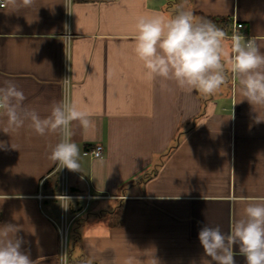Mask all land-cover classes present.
<instances>
[{
	"label": "crops",
	"instance_id": "obj_1",
	"mask_svg": "<svg viewBox=\"0 0 264 264\" xmlns=\"http://www.w3.org/2000/svg\"><path fill=\"white\" fill-rule=\"evenodd\" d=\"M178 6L194 21L202 14L242 23L240 34L264 53V0H35L0 7V86L15 83L24 105L42 118L65 98L97 113L90 127L71 124L80 172L49 159L59 133L37 135L28 121L9 134L0 130V227L18 229L22 251L36 264H63L65 210L66 264H204L211 258L200 228L228 234L248 201L264 198V121L257 122L264 108L237 103L239 77L225 60L232 42L223 41L226 83L213 95L148 80L134 53L137 18H171ZM6 127L0 116V129ZM97 145L99 158L91 153ZM233 255L245 264L236 246Z\"/></svg>",
	"mask_w": 264,
	"mask_h": 264
},
{
	"label": "clouds",
	"instance_id": "obj_2",
	"mask_svg": "<svg viewBox=\"0 0 264 264\" xmlns=\"http://www.w3.org/2000/svg\"><path fill=\"white\" fill-rule=\"evenodd\" d=\"M3 2L6 7H30L35 0ZM135 29L134 53L143 62L148 80H172L181 88L203 95L215 94L226 83L222 61V56L227 55L222 47L226 33L211 21H194L191 11L178 6L171 18L159 13L139 16ZM231 40V71L239 77L237 103L247 100L254 111L264 108V53L254 40L245 39L239 32ZM25 99L24 92L12 81L0 86V116L6 117L7 123L0 130L9 134V129L18 131L28 121L37 135L59 133L61 138L52 147L49 159L69 171L80 172V148L71 138V124L79 121L83 127H90L91 117L97 113L65 98L53 102L50 114L42 118L35 109L24 105ZM100 153L101 149L96 148L97 157ZM17 231L12 225L0 227V264H36L22 251L24 241L16 236ZM198 239L205 255L211 258L204 260V264H236L234 246L245 264H264V198L248 201L228 234L219 226L205 224ZM127 264L133 261L129 259Z\"/></svg>",
	"mask_w": 264,
	"mask_h": 264
},
{
	"label": "built area",
	"instance_id": "obj_3",
	"mask_svg": "<svg viewBox=\"0 0 264 264\" xmlns=\"http://www.w3.org/2000/svg\"><path fill=\"white\" fill-rule=\"evenodd\" d=\"M0 7H1V8L5 7V4H4L3 0H0ZM243 28H244V26H243L242 23L232 24V34L230 35V37H232V35H233L234 33H236V32H239V33H240V30H242ZM244 37H245V39H252V40H253V38L250 37V36H244ZM63 83H64V87H65V95L67 96V95H68V87H69V85H70V73H69L68 65L65 66V73H64V81H63ZM98 147L101 149V153H100V156H99V157H101V155H102V153H103V147H102V146L97 145V146H95L94 149H92V151H91L92 155H93L94 157H96V158H99V157H97L96 154H95V149L98 148ZM63 197L66 198V197H68V196L63 195Z\"/></svg>",
	"mask_w": 264,
	"mask_h": 264
},
{
	"label": "rangeland",
	"instance_id": "obj_4",
	"mask_svg": "<svg viewBox=\"0 0 264 264\" xmlns=\"http://www.w3.org/2000/svg\"><path fill=\"white\" fill-rule=\"evenodd\" d=\"M200 19L198 18V21ZM225 43L226 42H232L231 40L229 39H225L224 40ZM227 64H229V59L225 58ZM227 67V66H226ZM228 69V67H227ZM66 217H67V214H66V210L64 212V218H63V223H61V230H62V241H61V258H62V262L63 264H66V260H67V257H68V228H69V224L68 222H66Z\"/></svg>",
	"mask_w": 264,
	"mask_h": 264
},
{
	"label": "trees",
	"instance_id": "obj_5",
	"mask_svg": "<svg viewBox=\"0 0 264 264\" xmlns=\"http://www.w3.org/2000/svg\"><path fill=\"white\" fill-rule=\"evenodd\" d=\"M198 16L200 20L201 19L209 20L212 23H214L217 27L224 30V32L226 33V36H230L232 34L233 21L231 19L227 17H209V16H204L202 14H199Z\"/></svg>",
	"mask_w": 264,
	"mask_h": 264
}]
</instances>
